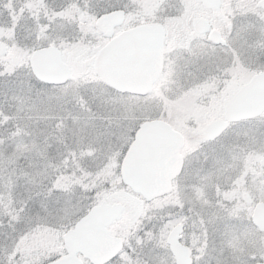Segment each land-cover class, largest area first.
Wrapping results in <instances>:
<instances>
[{
	"label": "snow or ice",
	"instance_id": "obj_1",
	"mask_svg": "<svg viewBox=\"0 0 264 264\" xmlns=\"http://www.w3.org/2000/svg\"><path fill=\"white\" fill-rule=\"evenodd\" d=\"M0 264H264V0H0Z\"/></svg>",
	"mask_w": 264,
	"mask_h": 264
}]
</instances>
